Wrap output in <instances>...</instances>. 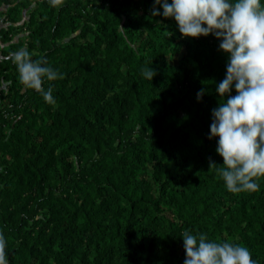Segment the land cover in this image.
<instances>
[{
  "label": "trees",
  "instance_id": "obj_1",
  "mask_svg": "<svg viewBox=\"0 0 264 264\" xmlns=\"http://www.w3.org/2000/svg\"><path fill=\"white\" fill-rule=\"evenodd\" d=\"M152 6L0 0L9 264H183L184 230L243 244L264 264V180L234 195L209 169V159L223 164L208 136L227 57L211 35L181 38ZM19 49L64 75L45 82L54 104L19 84ZM144 67L156 71L152 81Z\"/></svg>",
  "mask_w": 264,
  "mask_h": 264
},
{
  "label": "clouds",
  "instance_id": "obj_2",
  "mask_svg": "<svg viewBox=\"0 0 264 264\" xmlns=\"http://www.w3.org/2000/svg\"><path fill=\"white\" fill-rule=\"evenodd\" d=\"M162 9V12H161ZM151 16L175 22L181 38L212 36L226 55L225 77L215 86L220 98L211 111L208 139H216L223 164L209 159V169L234 195L260 190L264 180V3L262 0H153ZM167 35L171 33L167 32ZM20 85L55 103L53 88L45 82L64 79L44 56L32 58L27 49L13 53ZM156 71L144 67L141 75L152 81ZM235 95H232V92ZM205 94L197 92L199 102ZM183 264H258L250 249L229 240L210 239L206 233L182 232ZM8 241L0 231V264H9Z\"/></svg>",
  "mask_w": 264,
  "mask_h": 264
},
{
  "label": "rangeland",
  "instance_id": "obj_3",
  "mask_svg": "<svg viewBox=\"0 0 264 264\" xmlns=\"http://www.w3.org/2000/svg\"><path fill=\"white\" fill-rule=\"evenodd\" d=\"M1 24L3 25V22H2V18L0 17V25H1ZM2 25H1V26H2ZM1 26H0V27H1ZM19 37H21V36H20V35L16 36V37H15V40H17Z\"/></svg>",
  "mask_w": 264,
  "mask_h": 264
},
{
  "label": "crops",
  "instance_id": "obj_4",
  "mask_svg": "<svg viewBox=\"0 0 264 264\" xmlns=\"http://www.w3.org/2000/svg\"><path fill=\"white\" fill-rule=\"evenodd\" d=\"M1 25H2V24H1ZM1 25H0V26H1Z\"/></svg>",
  "mask_w": 264,
  "mask_h": 264
}]
</instances>
